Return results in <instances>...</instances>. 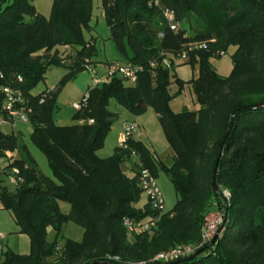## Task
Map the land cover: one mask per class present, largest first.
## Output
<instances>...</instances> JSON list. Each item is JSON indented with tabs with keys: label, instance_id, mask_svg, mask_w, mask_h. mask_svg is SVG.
Instances as JSON below:
<instances>
[{
	"label": "trees",
	"instance_id": "trees-1",
	"mask_svg": "<svg viewBox=\"0 0 264 264\" xmlns=\"http://www.w3.org/2000/svg\"><path fill=\"white\" fill-rule=\"evenodd\" d=\"M103 10L121 59L144 70L132 87L120 77L90 87L73 119L80 123L59 126L58 91H33L52 67L69 69L62 84L97 67L96 41L85 38L92 32L93 0H53L48 18L29 0H0V125L2 119L11 124L4 88L21 91L32 110L31 141L54 174H42L20 134L0 130V178L17 169L23 179L16 194L0 179V199L31 243L29 255L7 252L0 264H264V0H103ZM166 11L174 14L176 30ZM205 42L207 49L188 54L200 68L192 82L200 110L176 114L170 88L176 82L182 90L185 83L174 60L172 70L163 60ZM59 47L75 50L74 56L61 55ZM231 47L233 71L223 77L210 59ZM111 100L136 117L149 109L157 114L173 152L170 168L133 136L127 148L99 157L114 125ZM133 157L135 172L127 169ZM144 170L156 178L165 171L178 201L153 234H131L125 219L139 223L157 215L148 199L144 209L137 207ZM62 203L70 205L69 214ZM215 213L224 214L222 237L203 243L205 219ZM69 222L84 230V239L63 246L59 239ZM188 244L202 247L188 257L155 261Z\"/></svg>",
	"mask_w": 264,
	"mask_h": 264
},
{
	"label": "rangeland",
	"instance_id": "rangeland-1",
	"mask_svg": "<svg viewBox=\"0 0 264 264\" xmlns=\"http://www.w3.org/2000/svg\"><path fill=\"white\" fill-rule=\"evenodd\" d=\"M29 2L40 14L47 18L50 17L53 0H29ZM184 26L186 28L188 27L187 24ZM91 27L92 32H85V38L87 41H90L91 38H94L96 41L97 56L94 58V62H96L97 67H93V71L95 73L98 72L102 76L106 73L107 62H116L117 60L119 62L125 63V61L121 59L120 55L118 54L114 43L110 40L111 33L104 15L103 0H93ZM57 50L61 55L71 54L74 56L75 54V50L69 47H59ZM235 51L236 48L231 47L224 57L210 59L212 68L220 76H231L233 71L232 56ZM53 54H55V52H53ZM175 63L177 66L175 70L176 74L179 79L185 83V85L182 90L180 85L176 82H174V84L171 86L170 92L172 100L170 102V107L176 114L181 113L184 110L198 112L200 110V106L197 103L192 82L199 78V65H195L193 67L189 60L181 61L178 59H175ZM68 73L69 69L66 66L50 68L45 75L44 81H42L33 92L34 94H38L44 90L53 92L58 91L57 107L54 113V119L58 123L70 125L74 124L75 121L73 119L79 112L74 109V105L82 103L84 97L88 93L89 88L93 86V79L91 73L86 70L80 72L76 75V77L69 79L64 84H62ZM126 85L131 87L135 86L131 82H126ZM109 109L114 114V125L106 140L104 148L99 151L98 155L100 158L106 159L112 157L115 153V150L118 148V139L121 136L124 124L136 122L139 125V129L134 133V139L136 141L143 142L152 151V153L164 163L166 167L170 168L172 166L173 152L164 135L157 114L152 109L149 110V112L147 111L144 115L136 117L118 105L115 100L110 101ZM32 129L33 128L30 124L25 125L22 123H17L16 127H13L11 124L7 123H2L0 125V130H2L4 133H14L16 135L20 134L42 174L53 178L54 174L49 166L46 156L31 141L30 136ZM14 156L16 159L20 158L18 153H15ZM137 163H139L138 159L133 157L130 164H128L127 169L133 170L135 172V165L137 166ZM129 176L132 177L133 174L130 173ZM1 181H4V187H6L12 194H16V186L12 185L7 180H4V178H1ZM157 182L164 195L165 213H170L178 201L176 189L169 176L163 170L159 171ZM222 196L228 205H230L231 193L228 190H224ZM147 199L148 198L146 194L143 193L140 202L137 204V207L144 209L147 205ZM61 209L66 214H69L71 211V207L67 203H62ZM224 224V214H211L205 219V225L208 229L206 243H214L217 239L222 237ZM55 239L56 235L54 233L50 236L49 240L54 241ZM83 239L84 230L80 226L69 222L63 228L59 243L64 246L67 240L82 242ZM188 245L198 249L202 247V244Z\"/></svg>",
	"mask_w": 264,
	"mask_h": 264
},
{
	"label": "built area",
	"instance_id": "built-area-1",
	"mask_svg": "<svg viewBox=\"0 0 264 264\" xmlns=\"http://www.w3.org/2000/svg\"><path fill=\"white\" fill-rule=\"evenodd\" d=\"M165 17L167 21L171 25L172 30H176L177 25L175 23V16L172 12L166 11ZM208 48V43H195L189 46V49L184 51L178 56L167 55L166 58L163 60L162 66L166 69L172 70L173 63L172 60L178 59L181 61H187L189 59V52L193 49L197 50H205ZM224 56V53L221 54ZM152 68L156 67V63L151 64ZM144 68L142 66L133 65L130 63H122V62H112L106 65V73L101 76L98 72H94L92 67L88 68V71L92 75L93 79V86H97L104 82H109L112 78L120 77L126 82H131L134 85L138 81V76L142 73ZM5 94V103H4V110L8 113L11 119V124L16 127L17 123H22L25 125L29 123V114L31 113V108H28L27 101L23 96V93L18 90H13L11 88H4ZM88 99V94L84 97L82 103L75 104L74 109L77 111H81L86 105ZM43 102V101H42ZM1 123L9 124L6 120L2 119ZM139 129V125L134 123L125 124L123 127V132L118 139V148H127V141L130 137L134 135V133ZM6 155L11 157V153L7 152ZM19 171L15 169L11 175L8 177V181L14 185L18 186L19 183L23 182L22 178H18ZM140 187L142 188L143 192L146 194L151 209L157 213L155 217H152L144 222L136 223L135 221L125 219L124 226L128 230L129 233H150L153 234L155 229L158 227V223L161 220V217L165 214V201L164 195L158 185L157 178L149 171L144 170L141 172L139 176ZM215 214H222V213H215ZM205 236L203 243H206V236L208 235V229L205 225ZM4 235L0 233V238H3ZM198 248H195L191 245H184L178 246L175 249H172L167 252L160 253L156 258L155 261L159 262H170L172 260L188 257L194 254Z\"/></svg>",
	"mask_w": 264,
	"mask_h": 264
},
{
	"label": "crops",
	"instance_id": "crops-1",
	"mask_svg": "<svg viewBox=\"0 0 264 264\" xmlns=\"http://www.w3.org/2000/svg\"><path fill=\"white\" fill-rule=\"evenodd\" d=\"M109 63H112V62H107L106 65ZM56 123L59 126H71L79 122H74V124H70V125L61 124L58 122ZM122 132H123V128H122ZM133 138H135L134 135H133ZM5 180L8 181V178H6ZM2 186L4 187V184H2ZM48 232H49V239H50V236L54 234V231L52 229H49ZM0 233L4 235L3 238H0V260L3 259L4 254L7 252H12V253L19 254V255H29L30 254L31 243H30L29 237L26 235L20 234V229L16 225L13 215L9 211L4 210L1 199H0Z\"/></svg>",
	"mask_w": 264,
	"mask_h": 264
},
{
	"label": "water",
	"instance_id": "water-1",
	"mask_svg": "<svg viewBox=\"0 0 264 264\" xmlns=\"http://www.w3.org/2000/svg\"><path fill=\"white\" fill-rule=\"evenodd\" d=\"M217 190V189H216Z\"/></svg>",
	"mask_w": 264,
	"mask_h": 264
}]
</instances>
